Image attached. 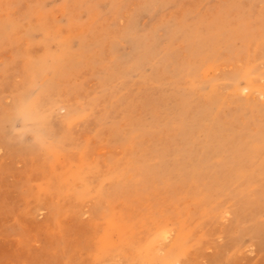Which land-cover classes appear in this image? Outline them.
<instances>
[{
  "label": "rangeland",
  "instance_id": "obj_1",
  "mask_svg": "<svg viewBox=\"0 0 264 264\" xmlns=\"http://www.w3.org/2000/svg\"><path fill=\"white\" fill-rule=\"evenodd\" d=\"M171 262L264 264V0H0V264Z\"/></svg>",
  "mask_w": 264,
  "mask_h": 264
},
{
  "label": "bare ground",
  "instance_id": "obj_2",
  "mask_svg": "<svg viewBox=\"0 0 264 264\" xmlns=\"http://www.w3.org/2000/svg\"><path fill=\"white\" fill-rule=\"evenodd\" d=\"M252 86H254V85H252ZM252 86H251V84H247L242 90H243V91H246V90L249 91V90L251 89ZM243 91H242V92H243ZM33 105H34V102L32 103V107H35V105H34V106H33ZM52 106H54V105H52ZM62 108H63V107H62ZM22 109H23V108H22ZM22 109H21V110H22ZM26 109H27V108H26ZM65 109H66V108H65ZM67 109H68V108H67ZM27 110H28V109H27ZM42 110H43V109H42ZM42 110H41V111H42ZM68 110H69V109H68ZM41 111H40V112H41ZM65 112L67 113V111H65ZM33 117H34V119H36V120L38 119V120H39V119L41 118V115H40V114L37 115L36 113H33ZM25 121H26V120H25ZM39 121H40V120H39ZM32 129H33V128H32ZM34 129H35V128H34ZM35 131H36V130H35ZM33 133H34V132H33ZM50 133H51V132H50ZM50 141H52V140H50ZM242 171H243V170H242ZM239 173H240V171H239ZM231 179H233V178H231ZM54 208H55V207H54ZM38 210H39V209H38ZM39 212H40V211H39ZM107 222H109V221L107 220ZM119 225H120V224H119ZM110 226H111V224H110ZM120 226H121V225H120ZM111 227H113V226H111ZM108 228H109V227H108ZM108 228H106V229H108ZM230 228H231V227H230ZM132 229H133V228H132ZM235 229H236V228H235ZM105 231H106V230H105ZM168 231H170V230H168ZM163 232H164V231H163ZM163 232H162V234L164 235ZM170 233H171V232H170ZM160 234H161V233H160ZM162 234H161V236H160L161 239H162V237H163ZM165 234H167V233L165 232ZM102 235H103V234H102ZM102 235H101V236H102ZM168 235H169V234H167L166 236H168ZM166 236H165V237H166ZM169 236H170V235H169ZM160 237L158 236V238H160ZM165 237H164V238H165ZM164 238H163V239H164ZM166 238H167V237H166ZM98 242L100 243V240H99ZM170 244H171V243H170ZM249 246H250V245H249ZM166 247H167V246H166ZM253 247H254V246H253ZM94 248H95V247H94ZM164 250H166V249H164ZM166 251H167V250H166ZM121 253H122V252H121ZM122 256H124V255H122ZM186 258H187V257H186ZM108 259H110V258H108ZM169 259H170V258H169ZM169 259H168V260H169ZM142 261H145V260H142ZM176 262H177V261H176ZM176 262H171L170 264H172V263H176ZM122 263H123V262H122ZM177 263H178V262H177Z\"/></svg>",
  "mask_w": 264,
  "mask_h": 264
}]
</instances>
